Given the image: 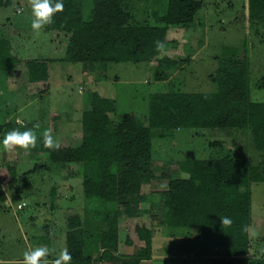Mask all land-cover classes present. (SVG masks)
Instances as JSON below:
<instances>
[{
	"label": "trees",
	"instance_id": "16d2710c",
	"mask_svg": "<svg viewBox=\"0 0 264 264\" xmlns=\"http://www.w3.org/2000/svg\"><path fill=\"white\" fill-rule=\"evenodd\" d=\"M59 2L64 5L63 11L57 12L53 23L44 28L65 36L63 55L58 61L80 63L94 71L111 63H149L154 81H166L168 71L175 66L173 58L166 54L168 27L190 25L201 8L196 0H166L165 11L153 15L155 25H131L123 0H90L86 17L82 0ZM9 6L10 0H0L1 8ZM246 9L250 18L259 17L264 13V0H246ZM158 41L162 48L157 47ZM52 61L24 62L28 82L37 86L35 95L48 91L47 70ZM216 63L214 92L151 94L147 99L146 126L133 116L111 121L115 102L91 91L81 112L79 146L45 148L44 132L38 135L36 148L47 163L42 169L80 166L83 211L64 213V244L72 256L71 264H151V229L137 208L148 199L141 187L151 176V129L245 131L254 149L264 155V102L249 100L248 59L239 60L236 50H230ZM17 64L9 54L8 40L1 37L0 72ZM34 169L26 175L34 173ZM178 172L184 177L170 178L166 183L161 223L168 229H197V236L190 239L194 246L183 250L191 258L186 260L264 264L262 257H249V231H244L245 226H250V185L264 182V174L246 160L227 154L183 161ZM17 178L14 165L0 167V205L5 201L4 187L11 190ZM53 195L51 189L50 196ZM110 203L116 210L108 208ZM120 216L133 221L123 243L133 249L125 255L118 254ZM225 216L233 221L230 227H221L220 217Z\"/></svg>",
	"mask_w": 264,
	"mask_h": 264
},
{
	"label": "rangeland",
	"instance_id": "374dc122",
	"mask_svg": "<svg viewBox=\"0 0 264 264\" xmlns=\"http://www.w3.org/2000/svg\"><path fill=\"white\" fill-rule=\"evenodd\" d=\"M82 1L86 17L90 0ZM196 1L201 3V8L190 25L167 29L166 54L173 58L175 66L168 71L166 81L153 80L149 63H111L105 68L96 67L92 74L86 71L87 78L83 75V64L57 60L63 55L65 36L45 31V26L39 31L32 30L28 0H10L9 7H0V38L8 40L9 54L18 61L13 69L0 72V141L13 129H31L37 136L51 131L59 146H79L80 115L85 107L84 99L91 91L115 102L111 121L134 115L146 126L147 99L151 94L214 92L216 86L212 77L217 68L216 61L230 50H236L239 60L248 59L249 100L264 102V13L250 18L246 0ZM165 2L123 0V9L130 16L129 24L155 25L153 15L165 11ZM37 59H53L48 64V91L43 96L35 95L37 86L30 85L23 65ZM7 125L11 128H6ZM150 138L151 176L149 182L141 187L148 192H151L150 188H165L170 178L183 176L176 166L190 159L227 154L246 160L264 174V155L254 149L251 137L245 131L151 129ZM11 164L16 167L18 178L11 190L4 187L8 199L0 208V264L22 260L25 251L35 249L24 248L21 238L28 234L40 236V247H47L49 257L54 260L65 249V211L76 210L80 214L83 211L80 166L59 165L47 171L41 168L47 163L36 147L28 151L16 149L7 152L0 146V167ZM34 167L35 172L26 175ZM31 188H39L37 190L41 194L32 198ZM51 189L54 190L55 205L48 198ZM250 191L249 257L264 258V182L253 183ZM20 202L24 207L17 210L16 205ZM112 206L114 210L116 206ZM131 221L120 219L118 225L119 249L125 254H130L133 249L123 244L126 236L130 235ZM149 225L151 227V223ZM160 230L153 237L152 264H180L181 261V264H208L205 260L195 259L190 263V255L185 256L183 250L194 246V242L186 239L192 233L185 235L179 229L174 231L170 240L167 235H160ZM253 230L254 236L251 235ZM164 254L169 255L170 260L166 261ZM51 262L49 260L48 264Z\"/></svg>",
	"mask_w": 264,
	"mask_h": 264
},
{
	"label": "clouds",
	"instance_id": "9594fccd",
	"mask_svg": "<svg viewBox=\"0 0 264 264\" xmlns=\"http://www.w3.org/2000/svg\"><path fill=\"white\" fill-rule=\"evenodd\" d=\"M31 7V28L33 31H39L44 26L53 23V16L60 11H63V3L57 2L53 4L52 0H28ZM157 47L162 48L163 44L157 42ZM37 134L31 130L20 131L19 129H13L4 135L0 146L7 152H12L16 149L28 151L35 148L38 143ZM43 147L49 149L58 148L51 131H45L42 135ZM233 221L230 217H220L221 227H230ZM244 231L248 232V226L244 227ZM255 230L251 232V235H255ZM50 252L47 247H37L30 251H25L23 254L22 264H48L47 258ZM72 256L67 249L60 252V254L52 260L51 264H71Z\"/></svg>",
	"mask_w": 264,
	"mask_h": 264
},
{
	"label": "crops",
	"instance_id": "0c3cea01",
	"mask_svg": "<svg viewBox=\"0 0 264 264\" xmlns=\"http://www.w3.org/2000/svg\"><path fill=\"white\" fill-rule=\"evenodd\" d=\"M43 29V28H42ZM45 30V29H44ZM82 71H83V75H86V77L88 76V73H93L94 72V68L92 69H90V68H86L85 66H83V68H82ZM86 71H88V73L86 72ZM90 75V74H89ZM87 78H89V76L87 77ZM97 81H98V79H97ZM12 87V86H11ZM14 88V87H13ZM15 89V88H14ZM43 96V95H42ZM29 98V97H28ZM31 98V97H30ZM86 99V98H85ZM85 99H84V102H85ZM32 101V100H31ZM30 101V102H31ZM129 116H131V115H129ZM133 117H135L134 115H132ZM80 117H81V115H80ZM136 118V117H135ZM79 131H80V129H79ZM176 168H177V171H178V165L176 166ZM182 177H184V176H182ZM37 189H39V188H34V189H32L31 188V197L33 198V197H35L34 195H40L41 193H40V191L38 192V190ZM70 189V188H69ZM250 189V188H249ZM150 190H151V192H148L147 190H145V189H143L142 188V191H143V193H145V194H147L148 195V199L146 200V202H141V203H139V205H138V215L141 217V218H144V219H147V218H149L148 220H149V223H151V227H150V229H151V264H152V255L154 254V252H153V250H152V243H153V237H154V235L155 234H157V231L158 230H160L159 232V234L160 235H162V234H165V235H167L169 238H170V240L172 239V237H173V235H174V231H176V230H179V229H168V228H166V227H164L163 225H162V223H161V219H162V213H161V207H162V198H163V194L165 193V191H166V188H150ZM81 194H82V192H81ZM250 194H251V191H250ZM49 197V199H50V202H52V205H55V196H53V197H51L50 196V193H49V195H48ZM7 199H8V197H7V195L5 194V201H4V203L3 204H1V205H3V206H5L4 204H6L7 203ZM251 201H252V199H251ZM54 203V204H53ZM19 204H23V206L22 207H20V208H17V205H19ZM19 204H17L16 205V209L17 210H21L23 207H24V203L23 202H20ZM0 205V206H1ZM112 205H115L114 203H110L109 205H108V208L111 210V211H114V210H116V207H115V209L113 210L112 209ZM2 207V206H1ZM157 217V218H156ZM120 219H126L125 217H123V216H120L119 218H118V225H119V220ZM155 219H159L160 221H158V220H155ZM154 224L156 225V228H152V226H154ZM164 231V233H163V231ZM180 230H182L183 232H184V234L186 235V234H191L192 233V235H190V237L188 236L186 239H192L193 237H195V236H197V234H198V231H197V229H188V230H186V229H180ZM119 233V232H118ZM167 233H169V235L167 234ZM167 237V238H168ZM183 239V238H182ZM21 240H22V242H23V245H24V248L26 249V250H28V249H31V248H37V247H40V242L42 241V238L40 237V236H37L36 234H28V235H24L22 238H21ZM118 242H120L119 241V236H118ZM120 245V244H119ZM125 246V245H124ZM119 247L120 246H118V254L119 255H125V252L123 253V252H121L120 251V249H119ZM126 247V246H125ZM127 248V247H126ZM163 252V251H162ZM168 254V253H167ZM164 255H166V254H164ZM169 255H166V257H167V259H166V261H168V260H170V257H168ZM165 258V257H164ZM47 260L49 261V260H53V257H48L47 258ZM22 261H23V259L22 260H13L12 261V264H22ZM4 262V261H3Z\"/></svg>",
	"mask_w": 264,
	"mask_h": 264
},
{
	"label": "built area",
	"instance_id": "2783aa9c",
	"mask_svg": "<svg viewBox=\"0 0 264 264\" xmlns=\"http://www.w3.org/2000/svg\"><path fill=\"white\" fill-rule=\"evenodd\" d=\"M23 206V204H19V205H17V208H20V207H22Z\"/></svg>",
	"mask_w": 264,
	"mask_h": 264
}]
</instances>
